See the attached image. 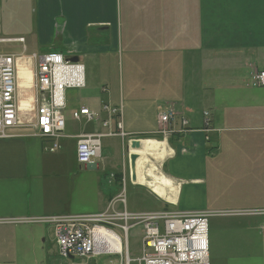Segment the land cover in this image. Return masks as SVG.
<instances>
[{
	"label": "crops",
	"instance_id": "crops-1",
	"mask_svg": "<svg viewBox=\"0 0 264 264\" xmlns=\"http://www.w3.org/2000/svg\"><path fill=\"white\" fill-rule=\"evenodd\" d=\"M14 6L26 8L18 14L32 27V54L39 48L79 58L86 87L66 92L59 151L49 152L54 141L33 136L32 128L0 140V220L99 214L119 195L121 178L133 213L264 209V90L218 96L225 82L243 89L242 68L250 80L264 70L250 60L264 64V0H14ZM25 36L0 37V54L23 55L19 90L24 66L32 90ZM104 103L122 109L127 137L104 138L102 158L82 165L79 137L107 129L73 114L88 108L106 120ZM171 108L189 122L188 131L179 133L177 121L176 133L165 137L157 134L160 115ZM216 217L210 264H264L259 218ZM46 226L0 224V264H48V236L55 242V233Z\"/></svg>",
	"mask_w": 264,
	"mask_h": 264
},
{
	"label": "built area",
	"instance_id": "built-area-1",
	"mask_svg": "<svg viewBox=\"0 0 264 264\" xmlns=\"http://www.w3.org/2000/svg\"><path fill=\"white\" fill-rule=\"evenodd\" d=\"M19 41L24 43V39ZM23 60V55L0 54V140L18 137L14 134L17 129L32 128L36 131L33 136L54 141V145L48 149L54 153L60 149L59 140L65 137L63 111L67 105L66 92L86 87L85 67L81 63L66 62L61 54L54 52L32 54L34 120L24 124L20 116L22 104L18 85ZM250 85L264 89V70L254 72ZM102 112L106 114V120L88 108H81L73 114L78 121L82 118L87 122L100 121L102 127L107 129L105 133L79 137L77 160L82 165H95L102 158L104 138L118 136L124 140L127 137L123 129L122 109L104 103ZM177 121L181 126L179 133L188 131L189 122L180 119L179 114L171 108L160 115L163 127L157 134L167 137L176 133L173 126ZM204 122L209 131V112H204ZM214 216L260 217L264 231V209L130 212L127 209L124 180L119 195L99 214L25 217L0 220V224H42L53 227L58 256L64 260L113 256L120 257L118 264H210L209 219ZM140 226L143 227L141 250L140 256L135 259L130 253L129 235L131 230Z\"/></svg>",
	"mask_w": 264,
	"mask_h": 264
},
{
	"label": "rangeland",
	"instance_id": "rangeland-1",
	"mask_svg": "<svg viewBox=\"0 0 264 264\" xmlns=\"http://www.w3.org/2000/svg\"><path fill=\"white\" fill-rule=\"evenodd\" d=\"M20 12L26 13V8L19 9L18 6H14V0H0V37H18L22 33L26 35L25 37L28 39V46H30V50L28 52V55L32 54V51H34V48L32 46H35L34 39L30 32H33L32 27L28 29L24 25L27 23L26 21H22L19 14ZM18 17L17 21H14ZM33 24V21H32ZM2 27H4V30H2ZM30 36H27L29 35ZM25 40V39H24ZM11 46H19V50L21 49V45L12 44ZM39 48H37V53L41 54ZM251 64L256 65L257 67L264 68L263 62L260 63V60L257 58H251ZM25 68H28V66H24ZM24 69V68H22ZM243 71L238 73V77H240V83L239 85L243 89L235 88L232 82H225L222 84V91L218 92V96L221 97H232L242 92H249V91H259L258 88H254L250 86V78L248 77V73H246V69L242 68ZM29 70V69H28ZM254 74V73H253ZM224 75H226L224 73ZM25 81V79H23ZM254 88V89H253ZM82 90V89H80ZM264 90V89H261ZM20 95V102L22 104L21 108V119L24 124H29L34 119V112H33V104H32V96L33 91L31 89L26 88H20L19 90ZM228 101V99L226 100ZM26 102L28 106H23V103ZM59 151V150H58ZM64 155L68 153V147L64 148L63 151ZM220 217H212L210 218V224L209 227L212 230L214 225V221L218 220ZM242 218H251L249 216L242 217ZM254 218V217H252ZM261 220L260 217H256ZM48 229L50 226H46ZM119 234L122 235V233L118 230H116ZM142 234H143V227L140 226L138 228H135L130 231L129 235V242H130V253L133 258H138L140 256V250H141V240H142ZM48 249H49V257H48V264H118L120 262V257H113V256H99L94 258L93 260L90 258H80L75 257L74 259L64 260L58 256V249L57 245L55 244L53 237L48 236Z\"/></svg>",
	"mask_w": 264,
	"mask_h": 264
},
{
	"label": "water",
	"instance_id": "water-1",
	"mask_svg": "<svg viewBox=\"0 0 264 264\" xmlns=\"http://www.w3.org/2000/svg\"><path fill=\"white\" fill-rule=\"evenodd\" d=\"M66 61L69 62H79V58L77 57H70V58H66ZM140 143L139 142H133L132 144V148L134 150H139L140 149ZM139 159V156L137 154L131 155L130 157V162H131V170H132V180L133 182H136L137 180V175H136V166H137V160Z\"/></svg>",
	"mask_w": 264,
	"mask_h": 264
},
{
	"label": "bare ground",
	"instance_id": "bare-ground-1",
	"mask_svg": "<svg viewBox=\"0 0 264 264\" xmlns=\"http://www.w3.org/2000/svg\"><path fill=\"white\" fill-rule=\"evenodd\" d=\"M62 55V54H61ZM63 56V55H62ZM64 57V56H63ZM65 61H66V58L64 57ZM66 62H69V61H66ZM70 63H75V62H70ZM76 63H79V62H76ZM20 76L22 79H25L27 81V78H31V75H30V70H26L25 68L24 69H21L20 70ZM32 80V79H30ZM23 85H22V88H26V82L23 81L22 82ZM23 106H28L26 102L23 103ZM155 150V149H154ZM210 220V219H209ZM210 243V242H209Z\"/></svg>",
	"mask_w": 264,
	"mask_h": 264
},
{
	"label": "trees",
	"instance_id": "trees-1",
	"mask_svg": "<svg viewBox=\"0 0 264 264\" xmlns=\"http://www.w3.org/2000/svg\"><path fill=\"white\" fill-rule=\"evenodd\" d=\"M121 182H122V178H121Z\"/></svg>",
	"mask_w": 264,
	"mask_h": 264
}]
</instances>
